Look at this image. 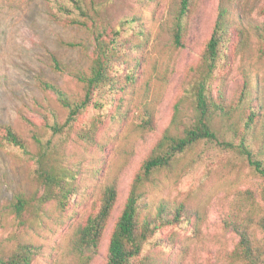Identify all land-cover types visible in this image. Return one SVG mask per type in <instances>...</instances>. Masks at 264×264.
I'll list each match as a JSON object with an SVG mask.
<instances>
[{"label": "rangeland", "instance_id": "374dc122", "mask_svg": "<svg viewBox=\"0 0 264 264\" xmlns=\"http://www.w3.org/2000/svg\"><path fill=\"white\" fill-rule=\"evenodd\" d=\"M177 2H108L104 17L111 26L135 17L143 24L147 38L142 43L135 39L137 45L131 51L141 60V75L134 90L128 89L107 106L105 125L95 145L72 143L67 147L71 165L79 171V189L64 212L51 204L39 219L25 214L32 224L17 218L10 203L17 194L32 193L36 186L34 162L31 156L22 157L17 149L0 142V252L23 239L42 248L33 264H78L73 253L76 231L96 211L105 189L114 184L118 201L99 254L91 263L106 264L110 238L136 174L168 128L182 134L185 126L194 122L195 111L186 99V90L201 63L221 7L227 8L231 20L242 22L251 37L243 51L233 52L232 69L223 74L228 78V97H239L247 79L260 85L259 97L264 102V45L251 30L264 23V0H195L185 47L181 49L174 46L171 33ZM238 40L236 37L235 44ZM81 44L86 47H79ZM92 54L87 33L55 21L46 0H0V133L4 126H12L35 148L31 131L43 128L46 108H55L60 117L65 115L41 81L68 92H81V85L71 74L52 68V55L70 70L78 71L88 68ZM146 109L154 113L153 131L143 128ZM183 171L156 174L155 182L145 187V201L153 213L163 201L171 206L187 203L199 211L201 223L198 229L193 220L166 229L161 237H173L172 248L150 250L148 255L159 264H235L231 255L240 239L233 230L235 221L251 225L257 246L264 250V233L250 224L264 214V179L245 166L233 164L225 170L205 166Z\"/></svg>", "mask_w": 264, "mask_h": 264}, {"label": "trees", "instance_id": "16d2710c", "mask_svg": "<svg viewBox=\"0 0 264 264\" xmlns=\"http://www.w3.org/2000/svg\"><path fill=\"white\" fill-rule=\"evenodd\" d=\"M46 1L55 21L87 33L93 54L88 68L78 71L70 70L52 55V68L61 74H71L81 85V92H68L59 85L41 81L43 89L54 96L65 115L60 117L55 108H46L43 128L35 127L31 131L35 148L12 126L2 128L1 144L17 149L22 157L31 156L34 162L36 186L32 193L17 194L10 203L14 214L25 224H32L26 213L39 219L48 205L54 204L61 212L67 209L79 189V171L71 165L67 147L72 143L96 144L108 115L107 106L120 94L137 86L142 64L131 51L137 45L135 39L142 43L147 38L139 17L125 19L117 27L105 21L106 6L111 0ZM194 6L195 0H178L172 15L171 33L178 49L185 47ZM241 24L238 19L231 20L227 8H220L201 63L186 90V99L195 111L194 122L186 125L182 134L168 128L136 174L111 235L106 264H159L148 251L172 248L174 238L161 237L166 229L191 224L192 220L198 229L200 213L187 203L171 206L163 201L151 212L145 201V187L155 182L156 174L181 169L189 173L205 166L225 170L233 164L245 166L264 179V102L259 97L260 85L246 79L239 97L230 100L228 78L224 76L232 69L233 52L243 51L251 40ZM251 30L264 45V23ZM236 37H239L237 44ZM154 118L153 111L146 109L142 122L146 131L155 129ZM118 196L117 187L108 186L96 211L76 231L73 253L78 264H91L99 254ZM250 224L264 233V214ZM249 227L251 225L238 221L233 223V230L240 239L231 257L235 264H264V250L257 246ZM41 250L40 245L17 239L0 252V264H33Z\"/></svg>", "mask_w": 264, "mask_h": 264}]
</instances>
